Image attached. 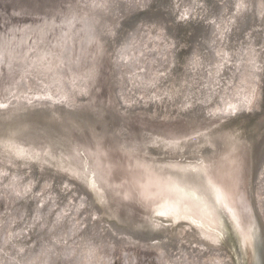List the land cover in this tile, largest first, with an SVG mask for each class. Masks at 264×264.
Returning <instances> with one entry per match:
<instances>
[{
	"label": "bare ground",
	"instance_id": "6f19581e",
	"mask_svg": "<svg viewBox=\"0 0 264 264\" xmlns=\"http://www.w3.org/2000/svg\"><path fill=\"white\" fill-rule=\"evenodd\" d=\"M75 1L62 0L61 5L67 6V9L53 12L51 7L57 2L59 4V0H10V9L3 8L0 12V99L2 104L7 105L10 103L9 96L17 95L18 91L22 92L17 90V86H20L18 79L28 81L27 89H25L27 91L23 93L28 92L30 96L32 91L36 90L34 87L37 84L34 82L39 71L43 73L42 69L48 67L49 70L56 68L53 73H59L60 70L57 68L60 64L68 66V58L64 56L67 51L63 49L60 39L61 33H67L71 46H74L76 50L77 43L79 44L77 38L79 39L80 34L81 37L85 35L92 37V34L85 33L91 31L88 24L93 27L97 18L100 19V17L86 16L89 14L86 9L103 6L104 2L103 0H82L83 4L78 6L82 9L77 17L74 15L75 9L71 8ZM1 3H4V0ZM87 3H89L88 6ZM140 6L134 17L119 19L117 30L121 31L117 32L115 28L113 31L112 29L106 31L111 35L109 47L104 49L102 46L101 54L110 61V56L113 58L119 53L120 59L126 61L132 80L129 85V88L131 85L132 88L129 90L138 92L133 94L136 98L130 96L128 99L127 96L128 104L123 102L128 105V108H133L135 104L137 107L139 103L140 106L149 103L157 105V100L160 106H156L155 110L143 111L147 119L137 120L142 124L136 126L134 123L135 127H127L129 125H125L126 122L123 123L117 119L116 125L104 123L109 129L106 130L105 136H101V132L95 134L98 131L96 128L91 129V138L84 141L86 144H82L83 149L81 145L79 146L80 153L75 152L70 155L77 145L74 147L59 145L56 152L60 153L64 150L65 158L55 159L50 163L63 174H50L48 171L41 177L40 174L39 177H35L33 173L36 171L27 174V170H19L6 153L0 154L6 156L0 160V192L6 200H9L8 197L15 196L14 193L21 190V185L23 186L27 181L33 182L31 192H34L33 196H36V199L41 198L39 200L41 203L36 201L35 211L32 210L36 215L55 206V213L61 212L62 220L66 203L69 201L72 215H66V218L76 216L87 226L75 233L77 225L69 227V223L64 221L60 224L65 231L62 232L61 239L56 238L55 233L53 234L60 229L57 226L43 232L34 226L31 228L32 238L28 239H32L31 243H25L23 239L21 242V239L16 237L12 239V227L18 228L21 223H24L16 219L23 217L27 208L24 205L22 208L15 209L11 202L9 213L12 214V218L8 217L5 221H0V227H8L9 230V233H5L4 228L0 230V249L8 243L10 237L14 244L9 246L8 252L5 250L0 253V264H95V260L91 259L92 250H95L93 248L97 245L96 240L102 239L104 234L109 241L111 240V246L122 248L128 246L127 248L142 254L146 251L152 253L156 264H242L243 261L245 264H251L255 250L256 259H260L262 247L261 244L256 245L258 225L254 228L251 219V221L248 220L251 224H247L244 212L240 216L241 225L246 223L248 226L240 228L242 231L240 242L229 226L227 209H230V204L224 200L222 186L223 174L228 177L229 173L225 169L221 171L218 169L219 164L222 163L221 154L224 150L222 158L228 165V167L225 166L226 169L230 172L233 169L232 164L238 173L242 171V164H245V161L248 164L250 160V158L247 159V154L250 152L249 145L246 147L245 142L239 140L237 146L233 147L235 133L231 130L227 144L219 143L218 148L208 155L209 149L200 150L199 142L183 144L174 151L178 155H186V158L189 156L203 158L207 155L205 159L207 166L213 159L216 170L213 174L217 173L221 177L217 184L207 183L206 178L203 180L205 172L207 173V166L204 163L198 165L203 171L196 176L197 183L190 187L192 189L188 188L189 190L186 188L191 184L174 178L175 169L174 173L171 169L168 174L161 168L164 167L162 160L166 157L162 145L171 147L176 145L179 131L189 130L188 128L198 131L201 127L197 124L206 123V121L208 123L204 128L212 122L223 120L229 122L232 118L246 116H251L249 118L251 123L257 117L253 110H264V0H146L142 3L143 9H140ZM30 11L38 13L27 15ZM140 13L143 30L148 27L149 30H147L150 32L146 37V44L149 43L148 40L153 41L152 44L155 42L153 44L155 51L152 56L149 52L145 53V47L140 50V55L133 54L140 43H143L146 36L143 32L132 38L129 45H125L127 47L119 44L128 32L129 23L135 18L139 22L137 17ZM83 17L89 19L88 23L87 19L84 21L85 25L80 24ZM43 19L61 20V23L56 25L51 34L46 35L45 39L52 40L51 43L44 40L42 44H39L40 40L37 37L46 29L45 26H41ZM71 27H74L72 33ZM102 40L103 36L101 42L103 45L106 44V39V42ZM57 45L59 46L58 55L55 51L58 50ZM89 46L85 50L90 51L93 66L97 61L100 48L96 43L94 46ZM117 47L123 48L116 51ZM14 61H17L23 70L15 69L19 65H16ZM46 61H49V65ZM52 61L54 65L50 68ZM147 61L150 64L152 62V65L165 67L162 71L161 68L159 69L158 74L156 73L157 77L155 74L150 75V71H147L148 78L151 76L153 79L156 78L153 82L150 79H147L150 82L144 79L145 72L142 69L144 71L150 69ZM140 66H142L141 70ZM165 77L166 82H164ZM58 78L55 74L51 80H55L51 85L52 88L56 82L59 88H62ZM41 81L38 80L36 83ZM45 81L40 84L46 83ZM139 81L147 84L141 91L136 89ZM45 85H42L41 90ZM125 89L123 90L120 86L121 94L125 93ZM256 91L258 94L260 91L258 98L254 96ZM107 100L106 97L96 102L92 100L91 108L98 114L103 109L98 106L108 104ZM255 105L257 108H253L252 113L246 112V108L249 110ZM116 106L119 108L118 104ZM166 107L168 111L165 110ZM139 111L138 115H142L141 110ZM184 111L185 117L182 113ZM197 111L201 113L200 119H195L194 114ZM167 116L180 119L183 123L173 119V121L164 120ZM187 116L193 118L194 122H189L190 119ZM223 123L219 126L221 130L229 127ZM249 125L255 126L252 123ZM120 129L123 131L120 132ZM256 130L258 129H255L253 133ZM45 144L35 145L34 149L44 148L48 154L51 151L50 145ZM250 147L252 148V145ZM14 149L15 147H12L10 150ZM256 155L259 163L254 165L252 170L254 180L252 178L251 180L254 181L253 191L258 212L264 218V141L261 151H258ZM174 165L175 162L172 166L175 168ZM97 166H100L103 174L98 173ZM179 167L176 166V168ZM178 182L180 184L177 185ZM203 185H205L204 189ZM207 186L213 187L212 200L204 198L203 194L207 191ZM164 188L166 191L164 190L163 193ZM25 193L26 190L18 196ZM183 195H190V197L185 196V199H193L191 201L198 203L204 212L203 218L197 217L198 221L190 222L186 217L180 216L177 206L183 200ZM33 198L31 201L34 203L35 198L34 200ZM134 199L139 202V207L134 203ZM238 204H240L239 201ZM215 207L220 210L218 211ZM41 208L44 209L41 210ZM46 219L50 220V215ZM46 223L48 225L49 221ZM35 230L39 234H35ZM187 232L192 235V243H189ZM189 245L193 252H186ZM88 247H92V250ZM175 248L179 249V253H173ZM4 254H6L5 259L1 257Z\"/></svg>",
	"mask_w": 264,
	"mask_h": 264
},
{
	"label": "water",
	"instance_id": "95a60500",
	"mask_svg": "<svg viewBox=\"0 0 264 264\" xmlns=\"http://www.w3.org/2000/svg\"><path fill=\"white\" fill-rule=\"evenodd\" d=\"M144 1L146 0H130L128 3H120V1L118 0H103L104 2L103 6L97 7L95 9L87 8L86 11L89 14H87L86 16L97 15V17H100V19L97 18V21L93 24V27L89 26L88 24V27L91 31H89L90 33H88L87 31L85 33L88 35L92 34L91 38H89V36L87 35H85V37H81L80 34L79 39L77 38V40H79L78 41L79 44L77 43L78 48L76 50L74 46H71V43L68 39L69 37L68 35H66L67 33L66 32L61 33L62 35L60 39L62 41L63 49L67 51V53H65L64 56L65 58H68V66L66 64H60V67L57 68L60 70L59 73H53V71L56 68H54L53 70H49L48 67L42 69L43 73L39 71V73L36 74L37 78L35 79V82L31 80L37 85L34 87L36 90H33L30 96H28L29 95L28 92L27 94L23 93L24 91H27L25 89H27L28 81L24 79H18L17 81H19L18 83L20 86H17V90H22V92L19 93L18 91L17 95L9 96L10 99L9 100L10 103H8L9 105L2 104V101L0 99V151H1L0 154L6 153L7 156L10 157L12 163L13 164L15 163V165H17V168L19 170L21 169L27 170L26 171L27 174H32L36 167L35 173L38 174V176L35 174L34 175L35 177H39V174L41 177L45 175L48 171L50 174L53 173L63 174L57 168L51 166L50 163V161H53L55 159L60 160L65 158L64 150H62L60 153L56 152V148L59 145H62L64 147H67L68 145H72V147H74L75 145H77L76 149L70 152V155H72V153L75 154V152L80 153V147L83 149L82 144L83 145L86 144L84 141L85 140L87 141L91 138L90 135L91 129L96 128L98 131L95 134L101 132L100 135L105 136L104 134L106 130H109L107 126H105L104 124L105 122H108L110 124L113 123V125H116V121L117 119H119L123 123L126 122L125 125H129L127 127H135L134 126L135 120L137 122V120L140 119H147V116H145L142 113H140L142 115L135 114L136 104L133 108L132 107L128 108V105L124 104V103L126 104L129 103L125 101L127 99V96L129 99V95L132 94L131 93L132 91L129 90L132 88V85L129 88V85L132 80L130 79L131 76L128 73L129 70L127 68V65L125 64L126 61L124 62L123 59H120L119 53L117 52H116L117 54L113 58L110 56L111 58L110 61H107L104 55L101 54V52H103L102 46L104 49H107L109 47L108 43L110 41L109 38L111 35L106 33V31H109L110 29H112L113 31L114 28L117 32L121 31V30H117L118 29L117 23L118 21H120L119 19L134 17V14L137 12V8ZM61 4H62V0H59V4L57 2L55 6L51 7V9L54 10L53 12H60L65 8L67 9V6L65 7ZM81 4H83L82 0H76L75 2H73L71 7L75 9L74 15L77 17L79 11L82 9V7H78ZM88 5L89 3H87V6ZM140 9H143V6H140ZM139 15L140 16L137 17L139 19V22H137L135 18L131 23H129L128 32L119 43L120 46L127 47L132 38L137 37L136 35H140V33L144 31L141 25L142 23L140 22L141 13ZM87 18L83 17L80 20L81 22L80 24L85 25L84 21ZM88 21L89 19L86 20L87 23ZM60 23L61 20L50 21V19L48 20L43 19V21L41 22V26H45L46 29L44 32H42V34L41 32L40 33L38 32L40 34L37 37L38 40H40L39 44H42L44 40H47L51 43L52 40L45 39L47 38L46 35L51 34L52 30L56 27V25ZM71 25L73 26L74 24L72 23ZM147 29L149 30L148 27ZM70 32L71 33L74 32V27H71ZM102 36H103L102 41L104 42L107 41L106 44L104 45L101 42ZM95 43L98 44V48H100V53H97V58L95 57L96 53L94 54V57L97 59V61L92 66L91 53L89 50L86 51L85 48H87L89 44H90L89 47L94 46ZM56 47L58 50L55 51H56V55H58L59 46L57 45ZM122 48L123 47H117L116 51H118V49L122 50ZM138 51L139 49H135L133 54L135 56L140 55L138 54ZM14 63L16 65L18 64L17 61H14ZM48 63L49 61H46L47 65H49ZM53 65L54 62L52 61V64L49 67L51 68ZM147 65L151 67L148 61H147ZM141 67L142 66L138 68L141 70ZM155 67L158 74V71L161 67L157 65ZM163 67L160 69L161 71L162 69L163 70L165 69V67L164 68ZM38 68H39V64H38ZM15 69L23 70L20 65ZM142 71L145 72V75L144 74L143 75L146 81L150 82L147 79L152 80V82L156 80V78L153 79V76H151V78L147 77L148 76L147 71H150V75H152L151 69H147L146 71L142 69ZM29 74L31 73L29 72ZM55 74L58 75L59 77L58 80L61 81L62 88H59L57 82L54 83V88L51 87L52 83L55 82V80L51 81L54 78ZM157 74H155L156 77ZM73 76L74 78L75 77L77 78L76 82L72 81ZM38 80H42V81L36 83ZM43 81L46 82L43 83L46 85L45 87L43 86V90H41L43 84L40 83H42ZM145 85L147 84L139 81L136 89L141 91L143 86ZM120 86L123 87V90L125 89V87L128 88L125 89V93L121 94V91L119 90ZM38 89H40L41 91H39ZM82 92L87 95H85V97L82 100H79V97H77V95L81 94ZM259 94L257 92V95ZM105 97L108 98L107 101L109 103L108 104L104 103L98 106V107H103V109L100 110V112H98L97 114V111L91 108L93 106L91 104V101L93 100L96 102V100H100ZM138 98H140L139 95ZM69 102L73 104H70ZM78 104L80 105L78 106ZM117 104L119 105V108H117L116 106ZM255 107L257 108V106L255 105L251 109L246 110V112L252 113L251 110ZM253 111H255L254 115H257V117L251 123L255 124V126L249 125L251 124L249 120L251 116H246L245 118H232L229 120V122L226 120L212 122L210 123V125H208V127L204 128L208 123V121H206V123L197 124L200 125L201 127V130L198 131L191 130L188 127L187 128L189 130L179 131V133L177 134L178 137L176 138L178 143L176 145H173L172 147L162 145L163 152L166 157H164V160H162V166L164 167L161 169L167 171L168 174L170 173L171 169H173V173H174V169H175L176 171L174 178L180 179L182 180V182H187V184H191V185H187L186 189H188L190 187H193V185H196L197 183L196 176L203 171L202 168L199 167L198 165L204 163L207 166V163L205 161L206 156L214 149H217L219 143L223 142L227 144V141H229L228 138L231 130L233 131V133H235V137L232 141L234 142L232 143L234 144L232 145L233 147L237 146L238 144L237 142H239V140L245 142L246 147L247 145H249L248 148L250 151L249 152L250 155L249 153L247 154V159L250 158V160L249 161L247 160L248 164L246 163V161L245 164H242V171L238 173L235 167L232 166V164H231V168L233 169L230 172L226 169L228 165H226V160L222 158V154L225 152L223 149H221V151L223 150L221 154L222 163L219 164L218 169L219 171L225 169L227 173H229L228 177L227 175L223 174L224 179H222L224 181L222 182V186L224 189V200L228 204H230V209H227V213H228L227 215L230 219L229 226L232 228V230H234L236 239H238V241L240 242V234H242L240 228L246 225V223L245 225H241L242 220L240 216L244 212L246 214L245 221L247 222V224H251L250 221L252 220L253 221L252 224L254 228H256V225H258L259 231L257 237L258 241L256 238V245L261 244L262 247L261 257L259 260L256 259L257 252L255 250V255L253 257V261L251 262V264H264V218L258 212L254 198V191H253L254 181L251 180V178L254 180V178L252 177V170L254 168V165L257 162L259 163V161L256 160V156H257L256 154L258 151H261V145L263 144L264 141V133H263L264 110L257 111L256 109H254ZM182 113L183 116L185 117V111ZM194 115H195V119H200L201 117V113L199 111H197V113H195ZM188 118L190 119L189 122H194L193 118L190 117ZM174 120L183 123L180 119H174ZM221 123L226 124V126L229 127L224 128L225 130H221L219 129ZM138 124H142V123H138ZM255 129L258 130H256L253 133ZM122 131L123 130L120 129V132ZM191 142H199L200 150L209 149L207 155L203 158H200L199 156L197 157L189 156L188 158H186V155H178L177 153H174V151L178 147H182L183 144L186 143L191 144ZM43 144L50 145L49 147L51 151L48 154H46L44 148L42 150L37 147H36L37 149H34L35 145H43ZM215 145L216 147H214ZM250 145H252V148L250 147ZM12 147H15L13 151L10 150ZM252 151L254 152V154ZM3 156L4 155H0V160ZM28 156L30 157L27 158ZM228 161L230 164V160ZM174 162H175L174 165L175 168L172 167ZM23 163L25 164L24 166ZM176 166L179 168H176ZM214 167L215 166L213 165V159H212L208 163L207 173L205 172L203 177V180L206 178L207 183L217 184L218 181L221 180L220 179L221 177L217 175V173L213 174L216 172ZM97 168H98V173L100 175L104 173L103 171H102L103 173L101 172L100 166L99 167L97 166ZM37 180L38 179H36V181ZM178 184L180 183L178 182L177 185ZM182 185L183 184H181V186ZM204 186L205 185H203V189ZM212 188L213 187L209 188L207 186V191L206 192L204 191L203 194L204 198H208V200L210 199L212 200L213 197ZM180 189L182 188L180 187ZM164 190L165 188L162 191L163 193L166 191ZM185 196L190 197V195L189 196L183 195L182 197L183 200L179 202L178 204L179 206H177L179 207L177 211L179 214H181L180 216L186 217L187 219L190 220V222L198 221L196 219L197 217L203 218L204 212L201 210L198 203H196L195 201H191L193 199H185ZM3 199L4 201L6 200L5 198ZM238 201L240 202V204H238ZM219 210L220 209H218V211ZM223 211L226 212L225 210ZM247 226L248 225H246V227ZM3 228L4 226H1L0 230H2ZM186 235H188L187 238L189 240V243H192V235H190V232H187ZM252 247L254 248L253 245ZM242 264H245V261H243Z\"/></svg>",
	"mask_w": 264,
	"mask_h": 264
},
{
	"label": "rangeland",
	"instance_id": "374dc122",
	"mask_svg": "<svg viewBox=\"0 0 264 264\" xmlns=\"http://www.w3.org/2000/svg\"><path fill=\"white\" fill-rule=\"evenodd\" d=\"M0 1L3 2V0H0ZM118 1H120V3H128L130 0H118ZM1 2H0V12L3 10V8L8 9V10L10 9V5H9L10 0H4L5 4L1 3ZM141 6H142V4H141ZM116 8H117V6H116ZM182 8H183V6H182ZM116 10H118V9H116ZM194 10H196V9L194 8ZM14 12H17V11H14ZM179 12H181V10H179ZM32 13L36 14L38 12L34 13V12L30 11V12L27 13V15L28 14L32 15ZM118 17H120V16H118ZM29 24H33V23H29ZM143 34L146 35V36H145V38L143 40V43H140V46L138 47V49H139L138 54H140V50H142L145 47V49H146L145 53L149 52V53H151L149 55L152 56V54H154V51H155V47H153V44L155 42L152 44L153 41L148 40L149 43L147 42V44H146V41H147L146 37L150 34V32L147 29H144ZM150 65H151V67L150 66L149 67H150V69H152V73L151 74H153V75L156 74L157 70L154 71V69H156V67L154 65H152V62H151ZM164 80L163 81L166 82V77H165ZM72 81L76 82L77 78L76 77L74 78V76H73ZM131 93L132 94L129 95V98H130V96L136 98V96L133 95V94H136V93H134V92H131ZM85 95H87V94L82 92L81 94L77 95V97H79V100H82L85 97ZM254 96L257 97V91L255 92ZM125 102H128V101H125ZM158 105L160 106L159 100H157V105H155L154 103H149V104H146V105L141 104V106H140V103H139V106L137 104V107L135 108V111H136L137 114H139L138 113V112H140L139 110H141V113L143 111H148L149 109L150 110H155L156 106L158 107ZM139 107H141V108H139ZM142 107H145L146 109H143ZM165 110L168 111L167 107L165 108ZM246 110H248V109H246ZM172 119L174 120V118H170V117L168 118V116H167V119H164V120H170L171 121ZM135 123H136V126L139 125L138 122H136V120H135ZM35 171H36V167H35V170L33 172H35ZM33 174L35 175L36 173H33ZM31 184H33V182L27 181L23 186L21 185L23 188H21V186H20L21 190L19 192L14 193L15 196L8 197L9 200H5L4 201V199H3L4 197H3V195H1L2 193L0 192V221H5L8 217L12 216V214L9 213L11 211L10 210L11 207H9V206H11V205L15 209H17L19 207L22 208V206H24V205H26V208H27L26 214L23 215V217L20 216L21 219L20 218L16 219L18 222H24V223H21V226L18 227V228H16L15 226L12 227V230H13L12 231V235H11L12 239L14 237H16L17 239H21V242H22V239H23V241L25 243L28 242L30 244L32 239L31 240H28V239L32 238L33 231H32L31 228H33L35 226V228L36 229L38 228L39 231H41V232H43L44 230H48V228L49 229L52 228V227L55 228L56 226L61 229L62 227H61L60 224L61 223L63 224L64 221L69 223V227H70V225H72V226L77 225V231L75 233H78L79 229H80V231L82 229H84V227L86 226L85 223L82 220H79L76 216H74L73 218H72V216L71 217L69 216V219H71V220L66 218L68 215H72V211L69 209V201L66 203V207H65L66 211L63 212V219L62 220H61V218H62L61 214L62 213L61 212L55 213V210H54L55 206L53 207V209H50V210L45 209L44 212L41 211V213H38L36 215L34 213V211H35V207L34 206L37 205L36 201L38 203H41V201L39 202V200L41 198H37L36 199L35 198L36 196H33L34 192L32 193L31 189H30L31 188ZM14 189H16V188H14ZM24 190H26L25 195L28 194L27 195L28 197L25 196V195H21L19 197L18 195L21 194L22 192H24ZM16 191H18V190L16 189ZM42 195H46V194H42ZM47 196H49V195H47ZM32 197L35 198L34 203L31 201ZM34 198H33V200H34ZM42 198H47V197H42ZM133 201H134L135 204H137V207H139V202H137L136 199H134ZM10 203H11V205H10ZM70 205H71V203H70ZM43 209L44 208H41V210H43ZM32 210H34V211H32ZM64 213H65V216H64ZM41 214H42V217H40ZM48 215H50V220L46 219V217ZM16 216H18L17 213H16ZM16 216L13 215V217H16ZM22 218H24L23 221H22ZM46 221H49L50 224L48 223V225H47ZM60 229L58 231H54L53 232V234L55 233V236L58 239H61L60 237L62 236V232H65L64 228H62L61 230ZM4 232L5 233H7V232L9 233L8 227L4 228ZM35 234H39V232L36 233V230H35ZM11 237H10V239H11ZM94 237H96V236H94ZM10 239H9V241H8V243L6 245L2 246V248L0 249V253L5 252V250H6V252H8L7 250H9V246L14 244V242L11 239V243L9 245ZM96 243H97V245H95L94 248H93V249H95L94 251L91 249L92 247L91 248L88 247L89 250H92L93 254H91V257H92L91 259L95 260V264H156L155 258L153 257L152 253L146 251V252H144L142 254V253H139L138 251L136 252L135 250H133L131 248H127L128 246H126L127 249L119 247V246H114V245L111 246L110 244H112V242H111V240L110 241L108 240V237H106L105 234L102 237V239L101 238L97 239L95 244ZM178 250H177V248H175L173 253H179ZM191 250H193V249L189 245V249L186 250V252H189ZM191 252H193V251H191ZM5 255L6 254H4V256H1V257L5 259Z\"/></svg>",
	"mask_w": 264,
	"mask_h": 264
}]
</instances>
